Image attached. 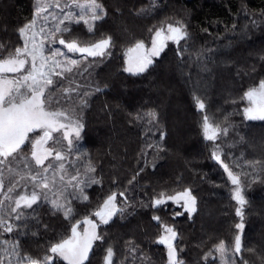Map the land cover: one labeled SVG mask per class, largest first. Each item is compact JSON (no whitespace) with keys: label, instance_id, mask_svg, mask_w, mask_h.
<instances>
[{"label":"trees","instance_id":"obj_1","mask_svg":"<svg viewBox=\"0 0 264 264\" xmlns=\"http://www.w3.org/2000/svg\"><path fill=\"white\" fill-rule=\"evenodd\" d=\"M98 2L107 10L105 19L97 22L94 33H89L86 26L75 25L73 35L81 43L112 36V55L103 59L89 57L67 79L56 78L48 95L54 98L51 105L71 107L78 106L80 98L74 94V105L64 104L63 88L80 85V93L91 92L97 86L104 89L87 98L88 106L82 110L85 127L78 141L80 151L69 154L58 146L69 154L71 174L91 163L102 184L86 189L88 201H71V221L50 204L41 202L28 212L25 235L0 236V240L18 239L22 253L40 258L50 243L70 234V223L89 215L111 191L127 189L126 203L117 195L118 204L126 208L125 216L118 214L109 225L98 229L105 242L93 245L85 264H102L104 249L109 245L116 252L114 264H167L166 246L155 242L162 228L152 219L154 215L175 227L176 244L182 249L179 258L185 264H221L215 251L221 241L228 249L226 260L233 258L234 264H264V121L246 120L243 109L247 101L242 99L247 89L264 80V0ZM35 3L36 0H0L3 55L23 45L18 29L33 18ZM161 21L187 25L190 36L181 42L180 54L178 46L171 42L147 72H125V49L137 40L149 43V28ZM196 96L204 99L210 122L229 129V134L217 141L222 145L224 162L233 171L260 177L250 185L245 183L248 203L243 209V247L238 255L231 247L238 231L234 226L240 222L235 213L238 205L231 199L232 185L227 173L211 158L213 142L203 138L201 124L205 113L198 111ZM150 110L157 113L159 129L165 133L162 141L156 124H149L144 117ZM138 113L144 118L136 120ZM156 143L164 151L148 147ZM17 161V166L22 167L23 163ZM257 161L255 170L235 167ZM184 188H190L197 198V211L191 218L187 213L174 216L179 206L170 201L156 209L150 206L154 195L173 194ZM128 241L137 246L135 258L126 249ZM209 251L212 256L205 261L203 257ZM56 264L67 261L57 258Z\"/></svg>","mask_w":264,"mask_h":264},{"label":"snow or ice","instance_id":"obj_2","mask_svg":"<svg viewBox=\"0 0 264 264\" xmlns=\"http://www.w3.org/2000/svg\"><path fill=\"white\" fill-rule=\"evenodd\" d=\"M107 14L104 5L98 0H64L63 4L61 0H36L33 18L18 29L23 45L15 47L7 55L0 53V193L3 194V199H0V236L25 235L28 212L34 211V206L41 202L50 204L53 210L63 213L65 220L71 221L74 211L71 201H88L86 189L102 184V180L95 175L96 168L91 163L83 169H75V174L70 173L71 162L68 155L56 147V134L62 135L67 142L69 154L73 151L79 152L78 141L85 127L82 110L88 106L87 98L104 89L97 86L91 92L80 93V85L63 88L61 91L65 97L64 104L74 105L71 99L74 94L80 98L79 105L71 107L53 108L48 93L57 83L56 78L67 79L68 75L78 71L83 61L89 57L103 59L112 55V36L106 35L94 42L81 43L73 35L75 25L86 26L89 33H94L97 22L103 21ZM38 21L41 24L39 28ZM148 31L151 33L150 46H146L144 40H137L126 49L125 72L132 75L147 72L154 64L155 58L160 57L168 47L169 41L178 46L180 54L181 42H186L190 36L187 25L181 21H161ZM65 34L68 35L67 39ZM57 44L63 46L66 52L59 47H53ZM3 47L4 45L0 44V49ZM68 54H79L81 58L74 59ZM242 99L249 102V106L243 109L244 118L264 121V80H260L258 86L247 89ZM194 100L198 111L205 113L204 99L196 96ZM60 103L58 100L57 104ZM144 117H147L149 124H156L159 129L157 113L154 110L144 114ZM144 117L138 113L135 119ZM201 127L203 138L213 142L211 158L222 165L233 186L231 199L238 205L235 213L240 217V222L234 226L238 231L231 247L234 255H238L243 247V209L248 203L244 194L245 183L250 185L260 177L254 173L233 171L221 158L223 148L217 141L221 136L229 134L228 127L211 123L206 113L203 114ZM159 131L162 141L165 133L162 129ZM28 144L31 145L30 156L23 158V166L11 167L10 162L20 157ZM148 147H154L157 152L164 151L158 143L149 144ZM76 159H80V156ZM258 164L257 161L246 165L236 164L235 167H251L255 170ZM152 167H155L154 163ZM5 169L11 178L6 191ZM140 171L143 172L144 169L141 168ZM115 183L113 180V184ZM17 189L20 191L13 195L17 193ZM126 191L127 189L119 193L111 191L97 203L89 215L70 223V234L50 243L40 258H35L27 252L22 253L18 239L0 240V264H56L57 258L67 261V264H85L89 261L93 245L96 242H105L103 232L98 229L102 225H109L118 214L121 218L125 216L126 208L118 204L117 195L122 198V203H126ZM168 201L183 208V211L175 212L174 216L187 213L191 218L197 211V198L190 188L177 191L174 195L160 192L152 197L150 206L156 209L166 205ZM152 219L159 222L162 228V233L157 236L155 242L166 246L167 264H185L179 258V251L182 249H178L176 244L178 232L175 227L164 224L160 216L154 215ZM126 249L135 258L137 246L128 241ZM215 251L219 254L221 264H227L225 257L228 249L223 241L215 246ZM104 252L102 264H114V247L109 245ZM211 256L212 252L209 251L203 259L207 261ZM243 264H247V261H243Z\"/></svg>","mask_w":264,"mask_h":264},{"label":"rangeland","instance_id":"obj_3","mask_svg":"<svg viewBox=\"0 0 264 264\" xmlns=\"http://www.w3.org/2000/svg\"><path fill=\"white\" fill-rule=\"evenodd\" d=\"M61 3L63 4L64 3V1L63 0H61ZM52 11H56L55 9H52ZM41 26V24H40V21H38V23H37V28H39ZM37 39H39V38H37ZM171 43V41H169L168 42V45ZM146 44V46H150V42L149 43H145ZM46 47H47V45H46ZM53 47H59L62 51H65L66 52V49H64V47L63 46H61V45H53ZM125 52H126V49H125V51H124V59H125ZM68 55H70L72 58H74V59H80L81 57H80V55L79 54H68ZM125 67H126V64H125ZM11 75V74H10ZM49 94V93H48ZM50 95V94H49ZM52 99H50V102H51V100H54V98L53 97H51ZM246 101H247V99H246ZM249 106V102L247 101V107ZM52 107L53 108H56V106H53L52 105ZM58 107V106H57ZM202 125V124H201ZM32 134H30V136H31ZM56 139H57V144H56V147L58 148V146L60 145L61 147H63V148H66L67 150H68V147H67V142L63 139V137H62V135H60V134H56ZM27 143V142H26ZM30 150H31V145L30 144H28L27 145V147H25L24 148V151L21 153V156L20 157H18L16 160H14V161H11L10 162V166L11 167H16L17 166V160L19 159V162L21 161V163H23V158L25 157V156H30ZM69 155V154H68ZM222 158V157H221ZM68 159H69V156H68ZM71 160H73V158H71ZM47 163V162H46ZM53 163H55L54 161H53ZM10 183H11V178L8 176V173H7V170L5 169V191H6V189L10 186ZM233 187V186H232ZM20 190L19 189H17V193H14L13 195H15V194H18V192H19ZM180 191H182V190H180ZM176 193V192H175ZM175 193H173V195L175 194ZM50 196H51V193L49 194ZM0 199H3V194L2 193H0ZM169 202V201H168ZM171 202V201H170ZM176 206H178V205H176ZM178 211H183V208L182 207H180L179 206V210ZM167 250V249H166ZM232 259L233 258H231L230 260H227V264H234L233 262H234V260H233V262H231L232 261Z\"/></svg>","mask_w":264,"mask_h":264}]
</instances>
